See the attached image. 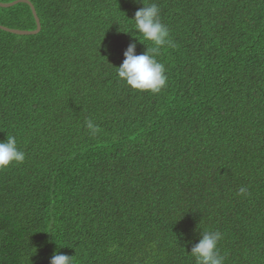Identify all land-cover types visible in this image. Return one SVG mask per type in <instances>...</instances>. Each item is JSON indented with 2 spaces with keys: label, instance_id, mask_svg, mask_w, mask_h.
<instances>
[{
  "label": "trees",
  "instance_id": "trees-1",
  "mask_svg": "<svg viewBox=\"0 0 264 264\" xmlns=\"http://www.w3.org/2000/svg\"><path fill=\"white\" fill-rule=\"evenodd\" d=\"M27 1L39 33L0 30V140L25 153L0 170V264H195L206 230L224 264H264V0H145L173 42L156 94L116 71L152 46L142 3ZM0 26L36 29L24 3Z\"/></svg>",
  "mask_w": 264,
  "mask_h": 264
},
{
  "label": "clouds",
  "instance_id": "clouds-1",
  "mask_svg": "<svg viewBox=\"0 0 264 264\" xmlns=\"http://www.w3.org/2000/svg\"><path fill=\"white\" fill-rule=\"evenodd\" d=\"M136 2L142 3L143 7L138 8L134 17L130 18L133 22L132 27L143 36L145 41H150L152 46L146 47L145 51L137 54L135 38L124 51L123 62L116 67L117 76L133 90L156 94L166 86L167 82L165 67L156 57L162 47L173 46V42L169 38L168 27L161 22L157 3H146L145 0H136ZM86 126L92 136L101 131L91 119L86 121ZM24 160L25 153L17 147L15 136L9 135L5 140H0V170L13 163H23ZM245 191V188L240 189L241 193ZM222 238L223 234L219 231L201 232L198 242L192 244L189 252L195 264H224L225 257L220 254L218 248ZM49 264H75L74 256L57 251L51 256Z\"/></svg>",
  "mask_w": 264,
  "mask_h": 264
},
{
  "label": "water",
  "instance_id": "water-1",
  "mask_svg": "<svg viewBox=\"0 0 264 264\" xmlns=\"http://www.w3.org/2000/svg\"><path fill=\"white\" fill-rule=\"evenodd\" d=\"M18 3H24L30 7L32 16L35 20L36 29L34 31H23V30L9 29V28H5V27L0 26V30L7 32V33H10V34H13V35H17V36H31V35L38 34L40 31V28H41L40 22H39V19L35 13V10H34L32 4L29 1H27V0H16V1H13L10 3H0V8H10V7H12Z\"/></svg>",
  "mask_w": 264,
  "mask_h": 264
}]
</instances>
